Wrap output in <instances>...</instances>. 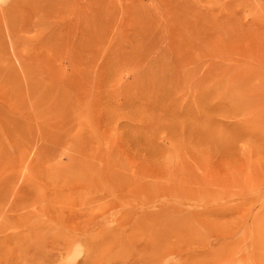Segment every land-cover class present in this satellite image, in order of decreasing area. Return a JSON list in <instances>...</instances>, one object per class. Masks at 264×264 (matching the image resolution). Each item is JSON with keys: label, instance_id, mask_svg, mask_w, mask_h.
Returning <instances> with one entry per match:
<instances>
[{"label": "rangeland", "instance_id": "374dc122", "mask_svg": "<svg viewBox=\"0 0 264 264\" xmlns=\"http://www.w3.org/2000/svg\"><path fill=\"white\" fill-rule=\"evenodd\" d=\"M0 264H264V0H0Z\"/></svg>", "mask_w": 264, "mask_h": 264}]
</instances>
